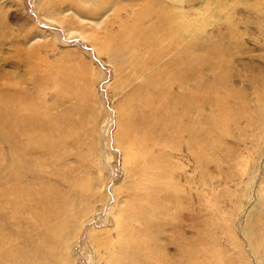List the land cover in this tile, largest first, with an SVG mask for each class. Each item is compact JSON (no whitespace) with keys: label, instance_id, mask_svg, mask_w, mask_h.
I'll use <instances>...</instances> for the list:
<instances>
[{"label":"rangeland","instance_id":"obj_1","mask_svg":"<svg viewBox=\"0 0 264 264\" xmlns=\"http://www.w3.org/2000/svg\"><path fill=\"white\" fill-rule=\"evenodd\" d=\"M8 95L23 96L14 114L39 108L35 124L6 130ZM14 179L20 206L47 199L38 224L2 197ZM0 201L2 264H264V0H0ZM121 217L139 239H121Z\"/></svg>","mask_w":264,"mask_h":264},{"label":"bare ground","instance_id":"obj_2","mask_svg":"<svg viewBox=\"0 0 264 264\" xmlns=\"http://www.w3.org/2000/svg\"><path fill=\"white\" fill-rule=\"evenodd\" d=\"M142 13V14H141ZM140 14H141V17L144 15V13L147 15L148 13L147 12H141ZM168 15V14H167ZM167 15H164V14H159V16H158V19H157V21L155 22L156 24H157V26L159 25V24H163L164 23V17L165 16H167ZM140 17V16H139ZM138 17V18H139ZM139 20V19H138ZM139 22L140 21H137V23L135 24V25H129V24H123L122 25V36L121 37H128V40H129V38H131L132 39V35L135 33V32H137L138 33V30H141V25H139ZM165 29V28H164ZM190 29V28H189ZM189 32H191V31H189ZM140 33V32H139ZM136 34V33H135ZM134 34V35H135ZM110 35V34H109ZM120 35V34H119ZM139 35V34H138ZM91 36H94V41H96V42H100V41H102V42H100L99 43V45H100V47H101V49H103V51L104 50H109L110 49V43L112 42V37H108V38H105V39H103V40H101L100 38H98V36L96 35V34H93V35H91ZM114 37V36H113ZM91 39H92V37H91ZM118 40H121V39H118ZM133 40L134 39H132L131 40V42H133ZM174 42H175V40H174ZM124 44H125V42H124ZM128 44V43H127ZM175 44V43H174ZM140 47V46H139ZM139 47H135V48H139ZM106 52V51H105ZM178 60L180 61V63L178 62V61H176V62H178V64H176L178 67H177V69H179V68H183V64H181L182 62H183V56H180V57H178ZM171 67V66H170ZM175 67V66H174ZM173 67V68H174ZM175 70H177L176 68H174ZM165 70V69H164ZM177 75V74H176ZM172 76V75H171ZM169 77V76H168ZM174 77H176V76H174ZM162 81V80H161ZM180 81V80H179ZM172 83H173V81H172ZM171 86V85H170ZM143 89V88H142ZM141 90V89H140ZM136 91V90H135ZM137 92V91H136ZM141 92H142V90H141ZM5 93V92H4ZM143 93V92H142ZM2 94V93H1ZM137 94H135V96H136ZM11 95H8V96H4L3 98H2V101L4 102L3 104H4V110H5V112H4V114L3 115H5L6 114V116L7 117H9L10 118V122L8 123V124H6L5 126H6V130L7 131H10V129H11V126H12V124L13 123H16V122H21V123H26V124H28V123H31V124H35V122H36V120H37V117H38V115H39V108H37V106H35V105H33V102L31 103V102H29L28 104H27V106H26V108L25 109H27L29 112H30V114H24V113H22V111H21V109H16V112H18L19 114L20 113H22L21 114V116H18L17 117V120L16 121H13V117H14V115H18V113H15L14 114V110H12V108L14 107V104L16 105L17 103H19L20 102V100L21 99H23V96L22 95H12L11 97H10ZM135 96H133V101L135 100V99H138V98H136ZM151 96V95H150ZM149 99H151V100H148V101H150V102H153L152 100H153V97L151 96ZM140 100V99H139ZM139 100H138V102H139ZM216 100L221 104V101L219 100V95H217L216 96ZM141 101V100H140ZM23 103V102H22ZM129 105H131L133 108L131 109V112L132 111H134V106H133V104L132 103H128ZM145 105V104H144ZM21 106V105H20ZM39 106V105H38ZM141 106H142V104H141ZM126 110H125V112L124 113H130V111H129V109L130 108H128L127 106H126ZM14 114V115H13ZM144 117V116H143ZM47 119H51L52 120V123H53V125H54V133L55 134H58L59 132H65L64 130H67L66 128H64L62 125H60V119L58 118V117H55V116H48L47 117ZM141 119H143V118H141ZM151 119V118H150ZM154 121V120H153ZM127 124V123H126ZM132 124H134V123H132ZM131 126V127H130ZM128 127V128H127ZM32 128V127H31ZM126 129H127V132L126 133H123L124 134V136H123V141H124V145H125V148L127 149V151H128V153H130V152H133L135 149H136V151H137V153H134L133 155H134V157H135V159L136 160H139V161H141V160H143V159H148V162L147 163H145V165H144V167H143V169L142 170H144L145 172H147V174H149L150 175V177L149 176H147L148 178H151V180L154 182V181H156V182H159V180L161 179V177L159 176L160 174H162L164 171H165V166L163 165V163H162V160H160L159 158L158 159H153L152 158V156H151V151L149 150V147H148V143H147V141L146 140H144L145 138H143L142 136H137L136 135V133L134 134L131 130H130V128L132 129V130H134V127H133V125H127L126 127H125ZM32 130L36 133V131L32 128ZM125 131V130H124ZM36 134H38V133H36ZM39 136L38 137H36L35 139L37 140V139H41V138H43L44 137V134L42 133H40V134H38ZM25 142L26 143H24V144H27V145H30V146H33V147H38V146H40V145H42V144H39V143H35V142H31V141H28L27 139L25 140ZM18 146V145H17ZM15 153V152H14ZM132 155V156H133ZM14 156V155H13ZM16 159V158H15ZM20 159V158H19ZM132 159V158H131ZM22 161V160H21ZM15 162V161H14ZM14 162H12V163H14ZM139 163V162H138ZM14 164H16V162L14 163ZM13 164V166H15L14 168H16V165H14ZM19 164V163H18ZM23 165V164H22ZM21 168V167H20ZM141 168V167H140ZM139 169V168H138ZM141 170V169H140ZM160 171L159 173L160 174H152V171ZM18 172V171H17ZM18 174V173H17ZM146 174V173H145ZM167 174H168V172H167ZM17 176V175H16ZM167 176V175H166ZM14 177V176H13ZM145 177H146V175H145ZM166 179V178H165ZM148 180V179H147ZM14 181L15 182H18V186H14V190L12 191V192H8L7 190L9 189H7L6 191V193H4L3 195H2V197L3 196H6V198H7V200H5L7 203H9V204H11L13 207H15V208H17V209H19L20 210V212H22V213H24V212H26V211H34L35 213H34V215H33V218H34V220H35V222H36V224H38L39 222H40V213L42 212V213H44V214H46L47 215V217H48V215H49V209H48V207H49V205H48V202H47V199H46V197H44V192H42V191H40V192H38L36 195H37V198H45L46 199V202H45V204H44V206L42 207V208H40L37 204L36 205H34V206H20L19 204H17L15 201H13L12 200V198H11V196L15 193V191L16 190H18V188L19 189H21V190H25V191H27V187L23 184V182L22 183H20V180H18V179H14ZM149 181V180H148ZM154 184V183H153ZM11 189V188H10ZM9 189V190H10ZM148 191V190H147ZM49 194V193H48ZM147 194H150V192H148ZM143 195V194H142ZM141 195V196H142ZM46 196V195H45ZM48 196V195H47ZM151 197V196H150ZM149 197V198H150ZM48 198V197H47ZM139 198V197H138ZM5 199V198H4ZM144 200H146V201H148L147 199H145V198H143ZM50 200H51V198H50ZM150 200H151V198H150ZM155 200V199H154ZM135 201H136V199H135ZM1 202V201H0ZM2 202H3V200H2ZM51 202V201H50ZM152 203H153V201H152ZM2 205V204H1ZM152 205H157V203H156V201L154 202V204H152ZM4 206V205H3ZM148 206V202H147V204H145L144 203V201L142 202L141 200H138V202H137V206H134V204L132 203V211H133V215L135 216V217H138V215L140 216V214H141V210H142V213H143V208L145 209L146 207ZM150 207V206H149ZM148 207V208H149ZM151 208V207H150ZM145 212V211H144ZM125 213H127V212H125ZM122 214H120V216H121ZM124 215V214H123ZM144 215V214H143ZM130 216V215H129ZM142 216V215H141ZM50 217V216H49ZM119 218V217H118ZM139 218V217H138ZM133 219V218H132ZM120 220V224H122V226H123V237L121 238V239H124V240H130L131 238H136V239H139L140 238V236H142V234H141V232H139V231H136L134 228H132V227H130L129 225H127V223H126V219H125V217H121L120 219H118V221ZM117 221V222H118ZM119 223H118V225H120ZM121 228V227H120ZM9 242V236H8V233L6 232V231H4V229H0V264H2L3 263V261L6 259V258H9V255L7 254V251L8 250H10V249H7V248H5V246H6V244ZM138 243V242H137ZM24 244V243H23ZM139 246V245H138ZM20 247V246H19ZM23 247V246H22ZM50 249V248H49ZM140 249V248H139ZM146 249V248H145ZM149 249V248H148ZM41 251V250H40ZM28 260V259H27ZM41 264V263H40Z\"/></svg>","mask_w":264,"mask_h":264}]
</instances>
